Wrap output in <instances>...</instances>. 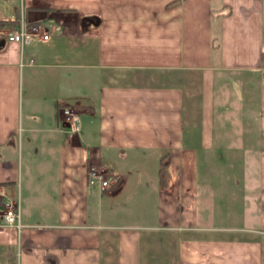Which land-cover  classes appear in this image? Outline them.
Returning a JSON list of instances; mask_svg holds the SVG:
<instances>
[{
  "label": "crops",
  "instance_id": "obj_1",
  "mask_svg": "<svg viewBox=\"0 0 264 264\" xmlns=\"http://www.w3.org/2000/svg\"><path fill=\"white\" fill-rule=\"evenodd\" d=\"M6 200L0 264H264V0H0Z\"/></svg>",
  "mask_w": 264,
  "mask_h": 264
},
{
  "label": "built area",
  "instance_id": "obj_2",
  "mask_svg": "<svg viewBox=\"0 0 264 264\" xmlns=\"http://www.w3.org/2000/svg\"><path fill=\"white\" fill-rule=\"evenodd\" d=\"M62 31L61 23H54L49 26L47 22H28L21 19L9 25L6 32L8 42L16 43L21 48L31 44L34 40H49L52 33ZM30 64L35 63V59L29 60ZM61 115L63 123L68 124L71 132H78L81 128L77 112L72 108H62ZM88 178L93 184L99 185L103 190L111 189L118 181V176L109 172L106 168L97 165H90L88 168ZM21 208L19 203L6 200L2 203L0 210V225L3 227H15L19 231L23 229Z\"/></svg>",
  "mask_w": 264,
  "mask_h": 264
},
{
  "label": "trees",
  "instance_id": "obj_3",
  "mask_svg": "<svg viewBox=\"0 0 264 264\" xmlns=\"http://www.w3.org/2000/svg\"><path fill=\"white\" fill-rule=\"evenodd\" d=\"M170 154H165L160 163L159 168V177H160V184L162 188H167L169 185V179H170Z\"/></svg>",
  "mask_w": 264,
  "mask_h": 264
},
{
  "label": "rangeland",
  "instance_id": "obj_4",
  "mask_svg": "<svg viewBox=\"0 0 264 264\" xmlns=\"http://www.w3.org/2000/svg\"><path fill=\"white\" fill-rule=\"evenodd\" d=\"M9 27V26H8ZM8 27H7V29H8ZM223 164H224V166H226V167H230V162H229V160H225V161H223ZM253 165V164H252ZM249 166V164H247V167Z\"/></svg>",
  "mask_w": 264,
  "mask_h": 264
}]
</instances>
